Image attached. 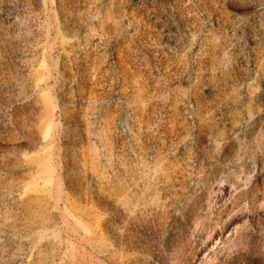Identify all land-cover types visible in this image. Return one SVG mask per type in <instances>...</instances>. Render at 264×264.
<instances>
[{
	"label": "rangeland",
	"instance_id": "374dc122",
	"mask_svg": "<svg viewBox=\"0 0 264 264\" xmlns=\"http://www.w3.org/2000/svg\"><path fill=\"white\" fill-rule=\"evenodd\" d=\"M0 264H264V0H0Z\"/></svg>",
	"mask_w": 264,
	"mask_h": 264
},
{
	"label": "bare ground",
	"instance_id": "6f19581e",
	"mask_svg": "<svg viewBox=\"0 0 264 264\" xmlns=\"http://www.w3.org/2000/svg\"><path fill=\"white\" fill-rule=\"evenodd\" d=\"M46 113V112H45ZM45 113H44V115H45ZM47 122V121H46ZM49 122V121H48ZM46 123L47 125H46V127H45V134H47V131L51 128V126H50V123ZM53 130V129H52ZM43 135V134H42ZM85 159V158H84ZM47 163V162H46ZM46 163L44 164H42V167H40L41 168V171H40V173L41 174H39V175H42L43 174V177H41L40 178V180H43V181H50L51 182V179L52 178H50L49 177V175L48 174H50L51 172H52V169H51V167L50 166H47L46 165ZM47 174V175H46ZM45 183H47V182H45Z\"/></svg>",
	"mask_w": 264,
	"mask_h": 264
}]
</instances>
